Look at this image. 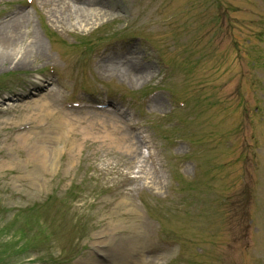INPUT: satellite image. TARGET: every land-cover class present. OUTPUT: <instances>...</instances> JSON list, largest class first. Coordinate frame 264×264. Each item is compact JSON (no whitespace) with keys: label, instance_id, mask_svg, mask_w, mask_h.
Returning a JSON list of instances; mask_svg holds the SVG:
<instances>
[{"label":"rangeland","instance_id":"obj_1","mask_svg":"<svg viewBox=\"0 0 264 264\" xmlns=\"http://www.w3.org/2000/svg\"><path fill=\"white\" fill-rule=\"evenodd\" d=\"M89 1L0 0V264H264V0Z\"/></svg>","mask_w":264,"mask_h":264},{"label":"bare ground","instance_id":"obj_2","mask_svg":"<svg viewBox=\"0 0 264 264\" xmlns=\"http://www.w3.org/2000/svg\"><path fill=\"white\" fill-rule=\"evenodd\" d=\"M56 1L59 5L60 8L63 9L64 11L67 10H73L74 13L77 15L79 21H85L87 19L93 18L94 15H101L102 10L101 9H91V8H85V7H75L74 8L72 4H75V2L81 1L82 4H95L89 0H54ZM69 1H71L69 4ZM97 1V0H96ZM29 18L26 15H23L21 13H16L11 17L9 20L3 22L0 24V57L2 60L7 59L8 57L10 58H15V52L17 53V46L19 45L20 38L19 35H17L21 30H22V24L23 26H27ZM27 22V23H25ZM25 50V49H24ZM26 50L30 51L29 49L26 48ZM20 52V51H19ZM21 58H27V54L23 53V50L21 51ZM125 70H127L124 67ZM143 73H138V72H132V75L130 74L129 79H141ZM59 122L58 125V131H55L53 133H49L51 135V140H42V139H36L33 144H29L27 142V137L25 134L21 135L22 138V146L26 147L29 149V159L35 161L38 164L39 169L45 170L44 172H50L54 168V158L52 155V151L55 148V140H57L60 137V126L63 127V124H60ZM63 125V126H62ZM48 134V135H49ZM109 135V134H108ZM110 140H112V143L118 145L117 143V138L110 136ZM61 151V150H60ZM36 175V173H35ZM33 177L34 182L39 183L40 175H36ZM112 231V229H110ZM102 233H105V231L98 232L94 234V240L92 244L94 245L95 248L99 250L100 253H102L105 257L109 258L111 262H116L117 258L121 257V255L113 254L114 253V247H110L109 251L106 250L104 247L110 245V241H106L105 239H102L101 235ZM138 235H136V238ZM134 250V245L133 243H130ZM111 246V245H110ZM130 251L129 253H127ZM132 249H127L124 251V254L127 253V257L122 256L124 258H129L130 259V264H136L140 263L141 259L138 257H135L131 253Z\"/></svg>","mask_w":264,"mask_h":264}]
</instances>
